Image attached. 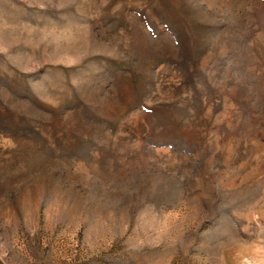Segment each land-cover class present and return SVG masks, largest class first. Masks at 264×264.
<instances>
[{
	"label": "rangeland",
	"instance_id": "obj_1",
	"mask_svg": "<svg viewBox=\"0 0 264 264\" xmlns=\"http://www.w3.org/2000/svg\"><path fill=\"white\" fill-rule=\"evenodd\" d=\"M0 264H264V0H0Z\"/></svg>",
	"mask_w": 264,
	"mask_h": 264
}]
</instances>
